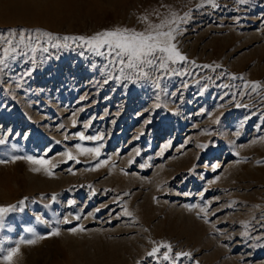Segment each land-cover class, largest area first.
Listing matches in <instances>:
<instances>
[{
    "label": "rangeland",
    "instance_id": "obj_1",
    "mask_svg": "<svg viewBox=\"0 0 264 264\" xmlns=\"http://www.w3.org/2000/svg\"><path fill=\"white\" fill-rule=\"evenodd\" d=\"M216 2L0 0V31L60 37L144 30L189 14L177 41L201 66L168 70L188 75L146 69L150 79L133 84L109 78L118 71L75 44L34 56L18 50L0 71V206L28 199L8 214L0 239L14 247L32 236L29 227L45 238L21 244L12 264H170L163 248L148 256L161 242L173 256L191 252L177 264H264V0ZM253 81L262 87L253 91ZM80 132L103 137L99 160L107 163L98 169L76 145L100 142ZM69 150L80 163L64 162ZM13 155L51 159L54 175ZM79 225L85 230L70 231ZM54 227L59 236L49 235Z\"/></svg>",
    "mask_w": 264,
    "mask_h": 264
},
{
    "label": "snow or ice",
    "instance_id": "obj_2",
    "mask_svg": "<svg viewBox=\"0 0 264 264\" xmlns=\"http://www.w3.org/2000/svg\"><path fill=\"white\" fill-rule=\"evenodd\" d=\"M236 2L240 5L251 6L253 0H236ZM207 3L213 8L220 7L216 0H207ZM202 6L203 5H199L198 7ZM188 15L189 14H185L184 17L172 20L162 19L159 23L150 24L144 30L128 27H114L112 29L101 30L91 36L66 35L60 37L49 31L24 28H12L0 31V71L9 67L10 60H16L17 57L15 54L18 50L28 49L34 56L38 50L44 53L49 52V47L47 45H51L52 48H69L72 44H75L78 47L87 49L88 52L94 54L96 57L103 58L106 70L115 69L118 71V76L114 75L112 71L108 72L109 78L112 79H123L124 81L135 84L141 79H150V74L146 69L163 70L167 75H188L189 72L187 70L177 71L175 68H172L171 72L168 71L171 65L176 64H191L193 67H201L197 65L194 60H189L188 56L181 51L177 41V36H179L182 31L179 26V21L186 22ZM68 42H71V44ZM81 55H84V53L81 52ZM33 66H35L34 60ZM202 67L212 68L213 66L211 64H205L202 65ZM23 75L30 77L31 72L26 70ZM132 75L136 76L135 80L132 79ZM249 84L253 91L262 87L259 81L249 82ZM155 86L157 88L160 87L159 79L155 81ZM248 86V84L245 85V87ZM154 107L161 108L162 105L158 103ZM78 135L81 140L100 142L98 146L95 147H82L80 144L76 145V148L81 153L94 155L97 159L95 168L98 169L102 164L107 163L106 160H99L102 154L101 149L104 147L102 136L85 137L83 132H80ZM6 143L7 140L0 137V145H5ZM12 147L15 148L16 145L13 144ZM200 147H205V145H200ZM65 155L67 160L64 162H81L71 150L67 151ZM11 159L13 161L26 159L28 162L35 165L32 171L37 173L43 171L49 176L54 175V169L57 167L56 164L52 163L51 159H46L44 156L36 157L29 155L21 157L19 155H13ZM5 162L4 160H0V163ZM27 199L28 198L22 199L19 204L0 206V230L3 229L6 217L9 213L24 211ZM51 199L55 201L57 199L56 195L53 194ZM189 207L195 208L199 206L190 205ZM97 211H99V209H97ZM201 213L206 217L207 209L200 208L197 214L200 215ZM124 215L131 217L133 214L125 208ZM37 219H39V217ZM75 219L80 220L81 217L77 215ZM64 223H71V221L65 218ZM84 230L83 225L70 229L73 233ZM27 231L31 233L32 236L30 238H21L14 247H5L4 240L0 239V259L6 262V264H12L13 259L21 254V244L35 245L39 240L45 238L32 227L27 228ZM49 235L59 236L60 229L55 227L52 228ZM243 235L248 236L249 233L245 232ZM161 248L164 249L162 253ZM158 253H161L163 259L169 261L170 264H177L182 257H191L192 255L191 252H177L173 256V247L171 243L165 242H161L158 247L153 248L152 251L148 253V256L156 257ZM196 264H199V262H196Z\"/></svg>",
    "mask_w": 264,
    "mask_h": 264
}]
</instances>
